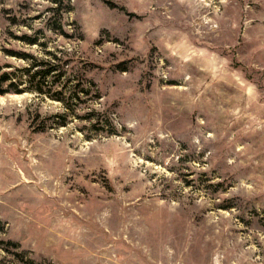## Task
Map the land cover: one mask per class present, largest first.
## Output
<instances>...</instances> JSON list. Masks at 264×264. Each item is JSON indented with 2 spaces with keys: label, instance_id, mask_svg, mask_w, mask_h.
<instances>
[{
  "label": "rangeland",
  "instance_id": "obj_1",
  "mask_svg": "<svg viewBox=\"0 0 264 264\" xmlns=\"http://www.w3.org/2000/svg\"><path fill=\"white\" fill-rule=\"evenodd\" d=\"M3 49L87 94H0V264H264V0H0Z\"/></svg>",
  "mask_w": 264,
  "mask_h": 264
},
{
  "label": "trees",
  "instance_id": "obj_2",
  "mask_svg": "<svg viewBox=\"0 0 264 264\" xmlns=\"http://www.w3.org/2000/svg\"><path fill=\"white\" fill-rule=\"evenodd\" d=\"M4 18L9 22L10 25H26L24 23L26 19L19 18L15 14L4 16ZM60 32L64 31L61 29L60 25H57ZM46 30H53L46 23L45 27H38L35 32L42 33L45 36ZM19 40L27 43V44H39L44 46V41H39L36 34H27L23 33L18 37ZM6 55L15 56L25 60L27 65L16 68L13 67L11 69H7L11 67L8 63L0 64V94L10 93V92H23V91H35L39 94H46L47 96L53 97L57 100L62 101L68 105V100L78 99L81 100V95L79 93L87 94V90L85 87L77 88L79 83L73 84V90L69 92L68 97L65 98L63 93L65 92L63 88L52 91L54 84L65 75L66 70L61 68L60 64L57 62L59 60L58 57L54 53H52V59L46 60H38L33 55H29L28 53H19L16 51H12L9 49H3ZM52 60V61H51ZM5 68V69H4ZM32 264V263H27Z\"/></svg>",
  "mask_w": 264,
  "mask_h": 264
}]
</instances>
